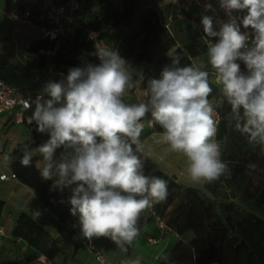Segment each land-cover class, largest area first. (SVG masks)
<instances>
[{"label":"clouds","instance_id":"obj_1","mask_svg":"<svg viewBox=\"0 0 264 264\" xmlns=\"http://www.w3.org/2000/svg\"><path fill=\"white\" fill-rule=\"evenodd\" d=\"M219 5L226 19L201 16L206 65H182L169 50L171 62L142 89L145 101L125 100L144 81L143 71L97 43L89 53L97 62L70 67L48 82L47 99L40 95L27 103L34 105L29 123L47 139L34 149L26 146L21 164L30 166L39 155L42 178L52 181V189L70 190V214L78 216L83 238H108L127 253L140 235L141 215L167 199V181L144 172L142 157L148 154L141 135L149 114V124L159 125L171 151L186 158L193 183L231 176L216 140L210 75L231 106L235 128L264 152V0H219ZM214 11L205 5V13ZM40 215L33 210L34 218ZM125 264H141V258Z\"/></svg>","mask_w":264,"mask_h":264},{"label":"trees","instance_id":"obj_2","mask_svg":"<svg viewBox=\"0 0 264 264\" xmlns=\"http://www.w3.org/2000/svg\"><path fill=\"white\" fill-rule=\"evenodd\" d=\"M80 2L83 25L98 31L110 47L119 51L121 57L143 71L145 79L141 87L147 84L148 79L159 78L163 66L171 62L167 55L169 50L180 56L182 65L207 63V38L201 18L192 9L182 8L173 2L162 5L157 0ZM10 4L12 0H5V6ZM15 4L22 7L19 0ZM28 51L39 69L52 67L59 78L60 73L67 75L70 67L97 62L89 55L95 51V46L86 39L84 29L55 40L38 38L29 45ZM201 57L204 60L200 63L198 60ZM241 67L243 70V65ZM206 70L212 72L210 66ZM49 81L48 77L34 78L28 85L19 88L23 93L42 94L47 99L44 89ZM209 82L213 88L209 99L217 101L216 140L221 146V159L231 169V176L204 183L203 188L186 186L149 155L142 157L146 175L167 181L168 196L164 202L154 204L141 215L138 222L140 234L148 222L159 216L164 219L167 228L176 231L190 244L194 259L185 255L164 264H264V152L260 146L250 145L246 135L235 128L231 106L215 83L214 75H210ZM125 100L140 102L146 98L135 96ZM144 120L149 121L150 114ZM154 131L163 130L154 125L146 132ZM45 139L46 136L32 131L31 137L19 145L12 169L17 178L35 191L38 199L56 215L60 223H79L78 216L70 214V190L52 189V181L44 180L40 175L37 161L42 158L34 156L27 167L21 164L26 146L34 149ZM253 163L257 165L255 170L248 168ZM5 205V201L0 199V223ZM52 228V222L34 218L32 209L21 211L14 234L27 241L32 253L4 264H88L79 257L85 250L82 243L80 248L67 235L55 237ZM94 241L115 264H125V261L134 260L137 256L141 258V264H149L133 245L124 253L108 238H94Z\"/></svg>","mask_w":264,"mask_h":264},{"label":"crops","instance_id":"obj_3","mask_svg":"<svg viewBox=\"0 0 264 264\" xmlns=\"http://www.w3.org/2000/svg\"><path fill=\"white\" fill-rule=\"evenodd\" d=\"M157 1L162 5L172 2V0ZM0 3L5 6V0H0ZM191 9H194L195 15L201 18V15L198 14L197 7H192ZM210 102L213 105L214 117L216 119L217 101L210 100ZM148 127L151 126H147L141 135V141L145 146V152L168 174L174 176L178 182L186 186L203 188V182L193 183L187 176L185 170L186 158L182 154L171 151L170 147L162 139V132H146ZM34 130V124L25 122L18 123L15 121L11 112H0V173L6 172L10 174L13 171L11 164L16 151H18L19 145L28 140ZM37 163L40 167L42 166L41 159H39ZM0 199H3L6 203L0 223V229H2V233L0 232V243L10 239V244H12L13 241L25 244L21 245L20 249H16L15 252H11L9 254L10 257H4V253L1 252L0 264L7 263L16 258H23V251H26L27 248H31L27 241L14 234V227L17 219L21 211L25 209H32V213L33 210L40 211V219L53 223V236L58 237L61 234L67 235L74 243H77L80 245V248H82V236L80 234L79 223L74 222L67 225L60 223L56 215L38 199L35 191L19 178L0 179ZM148 236L157 237L160 241L157 244H153L147 240ZM5 244L8 245L9 243L5 242ZM133 247L145 260H147V262L150 261L153 264H164L175 257L185 255L188 256V258H195L194 251L190 244L172 229L166 228L165 230H161L156 219L146 224L144 232L134 241ZM79 257L80 259L92 258L86 250H82ZM165 257H167V259H165ZM91 263L94 264L95 262L92 261Z\"/></svg>","mask_w":264,"mask_h":264},{"label":"built area","instance_id":"obj_4","mask_svg":"<svg viewBox=\"0 0 264 264\" xmlns=\"http://www.w3.org/2000/svg\"><path fill=\"white\" fill-rule=\"evenodd\" d=\"M16 0H13L12 4L2 6L5 16L13 21H24L30 27L39 31L38 38H48L49 40H55L60 37H68L76 34L80 29H84L86 33V39L91 41L94 46L97 43L102 45H108L104 39L99 35V32L85 27L83 25V14L81 9L80 0H19L22 7L15 4ZM182 8L191 9L192 7L198 8V14L214 15L219 19H226L225 12L220 8L219 0H172ZM211 4L214 12L205 13V5ZM34 17V18H32ZM168 26V23L166 24ZM218 29V25L215 26ZM19 29L15 28L14 33ZM91 33H97L98 35L92 39ZM109 46V45H108ZM110 47V46H109ZM112 48V47H111ZM54 76L55 72L52 67L43 68L35 71V78H40L42 75ZM143 87L136 88L135 92L139 99H144L142 89ZM42 94L23 93L18 86L12 85L5 78L0 77V112H11L15 121L18 123H29V117L34 110V105L27 106L29 101H34L37 96ZM218 116H216L217 120ZM145 128L147 126H153L149 124V121H143ZM144 128V129H145ZM218 142V141H217ZM17 178L14 171L10 174L6 172L0 173V179ZM156 221L161 230H165L166 223L163 218L157 216ZM2 233V229H0ZM147 240L153 244H157L160 239L153 236H148ZM82 246L91 255L96 264H115L104 251L95 243L94 239L89 241L82 237ZM44 260L45 258L42 257Z\"/></svg>","mask_w":264,"mask_h":264},{"label":"rangeland","instance_id":"obj_5","mask_svg":"<svg viewBox=\"0 0 264 264\" xmlns=\"http://www.w3.org/2000/svg\"><path fill=\"white\" fill-rule=\"evenodd\" d=\"M13 2V0H12ZM3 4L0 3V77L6 78L12 85L24 87L28 85L35 78V71L39 70L37 64L33 60V56L28 51L30 44L34 43L40 35L39 31L30 27L24 21L13 22L9 20L2 9ZM194 10V9H193ZM18 28L19 31L14 33V29ZM204 57L199 58L201 63ZM21 65V66H20ZM42 78H49L50 81H58L59 76L42 75ZM142 84H137L136 88H140ZM137 97L135 90L126 94L125 98L130 99ZM215 115V114H214ZM142 238V237H141ZM5 242L9 244L6 245ZM10 239L4 240L0 243V253H4V257H10L11 252L20 249L24 243L13 241L10 244ZM24 256L32 253L31 248H27ZM13 255V254H12ZM9 261V260H6ZM88 264H92V258H85ZM149 264H153L148 261ZM44 264V262H42Z\"/></svg>","mask_w":264,"mask_h":264},{"label":"water","instance_id":"obj_6","mask_svg":"<svg viewBox=\"0 0 264 264\" xmlns=\"http://www.w3.org/2000/svg\"><path fill=\"white\" fill-rule=\"evenodd\" d=\"M60 79V78H59Z\"/></svg>","mask_w":264,"mask_h":264}]
</instances>
